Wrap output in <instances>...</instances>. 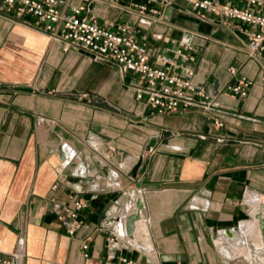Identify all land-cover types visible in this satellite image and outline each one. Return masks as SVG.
<instances>
[{
	"label": "crops",
	"instance_id": "1",
	"mask_svg": "<svg viewBox=\"0 0 264 264\" xmlns=\"http://www.w3.org/2000/svg\"><path fill=\"white\" fill-rule=\"evenodd\" d=\"M157 6L146 25L109 0L91 5L169 51L176 71L192 67L212 110L155 113L116 64L0 12L1 252L23 239V264H264V56L249 55L240 22L193 16L183 0ZM243 76L240 98L227 85ZM77 198L84 222L69 234L52 203ZM139 210L133 235L120 233L117 218L125 228Z\"/></svg>",
	"mask_w": 264,
	"mask_h": 264
},
{
	"label": "built area",
	"instance_id": "2",
	"mask_svg": "<svg viewBox=\"0 0 264 264\" xmlns=\"http://www.w3.org/2000/svg\"><path fill=\"white\" fill-rule=\"evenodd\" d=\"M183 1L187 4L188 13L193 16L210 19L214 15L245 25L249 55L264 56V0ZM93 2L95 0H81L78 4L73 0H0V12H13L16 17L22 18L23 22L38 31H44L49 37L61 40L66 51L70 48L85 50L96 61L116 64L124 75L128 73L133 77L128 85L136 92L137 100L143 101L155 113L170 114L188 109L208 112L213 109V94L204 83L193 80L192 67H185L183 73L176 71L178 64L174 56L169 51H153L147 42L132 33L131 24L98 20L92 14ZM109 2L120 6L123 11L137 13L138 20L152 25L151 16L160 14L157 5L167 6L175 0ZM153 37L161 39L163 35L154 33ZM181 45L189 46L184 41ZM177 53L181 55V49ZM230 72L234 74L236 69L231 67ZM262 81L264 82V75ZM251 84L252 81L243 76L237 83L227 85V90L243 98L249 94ZM89 95L90 93L84 92L81 97ZM214 124L219 128L225 126V122L219 118L214 120ZM75 155L76 150L71 148L68 151V162ZM52 208L69 234H74L84 222L85 202L82 198L75 199L72 206L55 200ZM110 240L116 241L114 237ZM88 245L87 242L82 244L84 249ZM25 255L24 240L20 239L12 251H0V264H23ZM116 264L144 263L137 258L122 256Z\"/></svg>",
	"mask_w": 264,
	"mask_h": 264
},
{
	"label": "water",
	"instance_id": "3",
	"mask_svg": "<svg viewBox=\"0 0 264 264\" xmlns=\"http://www.w3.org/2000/svg\"><path fill=\"white\" fill-rule=\"evenodd\" d=\"M92 177L91 174H88V176L86 178H84L86 180H88V178ZM73 179H76V180H79L77 178H73ZM137 205L139 207V209H142L143 208V205L141 203V200H138L137 202ZM140 218V210L138 212H135V213H131L129 216H127L126 220V225H125V228L123 226V224L121 223V221L119 220V218H117L118 220V223L120 225V233H126V234H129L130 236L133 235V231L135 230V223L137 221V219Z\"/></svg>",
	"mask_w": 264,
	"mask_h": 264
},
{
	"label": "bare ground",
	"instance_id": "4",
	"mask_svg": "<svg viewBox=\"0 0 264 264\" xmlns=\"http://www.w3.org/2000/svg\"><path fill=\"white\" fill-rule=\"evenodd\" d=\"M142 224H143V223H142ZM139 225H140V224H139ZM144 227H145V226H144ZM147 228H148V227H147ZM147 228H146V229H147ZM141 229H142V228H141ZM139 232H140V231H139ZM142 232H143V231H142ZM146 234H147V233H146ZM248 254H249V253H248Z\"/></svg>",
	"mask_w": 264,
	"mask_h": 264
}]
</instances>
